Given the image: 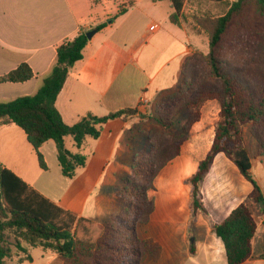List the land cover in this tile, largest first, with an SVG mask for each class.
<instances>
[{
  "label": "crops",
  "instance_id": "obj_1",
  "mask_svg": "<svg viewBox=\"0 0 264 264\" xmlns=\"http://www.w3.org/2000/svg\"><path fill=\"white\" fill-rule=\"evenodd\" d=\"M123 1L0 0V76L22 63L34 73L25 82L0 83V102L34 95L56 64L59 45L115 16L121 5L127 6ZM84 2L97 15L81 14ZM173 12L169 0H134L126 13L90 39L83 59L70 69L56 101L66 124L74 125L88 115L137 111L101 125L100 137L88 136L80 148L72 136L65 137L70 152L86 156L85 165L72 178L63 176L53 140L39 149L47 164L44 170L26 133L14 123L0 122V162L50 201L80 217L106 222L125 213L117 188L127 184L134 158L142 151L151 153V131L165 132L155 119L161 98L179 89L186 59L202 50L200 34L186 20L173 23ZM219 112L216 100L202 105L201 118L191 127L179 155L154 178L153 189L147 192L154 210L147 224L136 226L145 244L139 264H229L225 244L212 223H222L241 204H247L257 225L252 255L242 264H264L262 206L250 197L252 183L225 153L216 155L200 185L207 214L189 209L192 186L187 180L212 147ZM245 142L251 174L264 190V155L258 156L256 141ZM30 256L32 261L23 260L24 264L34 263ZM53 259L47 253V264Z\"/></svg>",
  "mask_w": 264,
  "mask_h": 264
},
{
  "label": "trees",
  "instance_id": "obj_2",
  "mask_svg": "<svg viewBox=\"0 0 264 264\" xmlns=\"http://www.w3.org/2000/svg\"><path fill=\"white\" fill-rule=\"evenodd\" d=\"M169 1L174 9L170 19L180 25L186 0ZM249 2L264 15V0L233 2L228 11L214 21L209 53L205 56L202 53L189 56L183 65V81L179 89L161 99L158 123L165 132L151 131V153L142 151L134 158L127 184L117 188V196L125 205L132 201V211L127 208L125 214L113 215L106 222L80 217L50 201L0 162V264H8L7 259L12 257V246L5 240L6 231L20 234L22 240L16 242L15 247L26 255L24 260L28 261H32V257L22 241L31 247L56 253L64 264H139L145 244L138 238L136 226L147 224L154 210L153 201L148 199L147 192L153 189V180L159 171L179 155L191 127L201 118L202 104L213 99L221 104L220 119L216 124L210 151L200 162L197 172L187 180L192 186L189 209L193 214L198 211L207 214L200 196V185L216 155L223 152L252 183L250 197L262 206L264 214V190L251 174V157L242 135L243 126L252 124L258 155H264V127H261L264 122V92H256L248 82L225 71L219 57L222 40L235 24V18L245 13ZM133 4L134 0L127 6H120L115 16L91 30L99 32L126 13ZM89 31H82L59 45L56 64L34 95L0 102V122L14 123L23 129L44 170L47 164L39 149L49 140L55 142L62 174L68 178H72L77 169L85 165L86 156L70 152L65 145L66 136H72L75 145L80 148L88 136L100 137L101 125L109 120L137 113L134 109H123L104 117L88 115L74 125L64 122L56 101L70 69L84 57V50L90 41L87 37ZM196 56L206 61L210 76L220 82V89L206 88L194 80L197 75L190 71L189 62ZM33 77L31 67L22 63L15 70L0 76V83L25 82ZM182 108L188 110L185 126L181 134H171L172 125L167 121L169 118L174 120ZM194 221L195 218H192L191 223ZM212 226L225 244L229 264H242L251 257V242L257 225L247 204H241L222 223H212Z\"/></svg>",
  "mask_w": 264,
  "mask_h": 264
},
{
  "label": "rangeland",
  "instance_id": "obj_3",
  "mask_svg": "<svg viewBox=\"0 0 264 264\" xmlns=\"http://www.w3.org/2000/svg\"><path fill=\"white\" fill-rule=\"evenodd\" d=\"M131 1L132 0H126L125 2L124 0L123 4L127 5ZM236 1L238 0H224L223 2H215L213 0H186L182 10L181 20H186L188 26L198 32L201 36L202 50L200 49L201 51L195 52L196 54L202 53L205 56L209 53L210 33L213 29L214 21L223 16L228 11L231 4ZM81 7L82 8H80L79 11L82 15L87 12L89 14L97 15V10L91 12V9L89 8L90 6L85 2ZM235 20V24L229 28L220 45L219 57L222 62V68L225 71L236 75L240 80L248 82L256 92H264V15L256 11L255 6L250 3L246 8L245 13L240 17H236ZM189 69L197 75V77H194L197 84H202L206 88L220 89V82L210 76L208 66L203 57H194L189 62ZM213 100H216L219 103V110L221 112L220 102L217 99ZM187 112V108H182L178 112L177 118L174 120L172 118L168 119L167 123L172 125L169 132L182 131L188 118ZM155 115V119L158 121L159 112H156ZM252 127V124H246L243 126L242 135L245 146V141H248L249 138L250 140L256 141L252 135ZM261 127H264V122ZM14 137L16 140L18 139L17 135ZM23 155L26 157L27 152L25 151ZM51 172L53 174V171ZM125 206L126 210L127 208H130L131 211L134 207L132 201H128ZM5 238V240L12 246V257L7 259V263L24 264L23 260L26 258V255L19 252L15 247L16 242L22 240L20 234L15 231H6ZM22 243L28 248H31V251L28 252V254L30 253V255L33 256V264H47V253L51 254V256H55V259L49 262V264H64V261H62L56 253L45 251L42 248L31 247L24 241H22Z\"/></svg>",
  "mask_w": 264,
  "mask_h": 264
},
{
  "label": "water",
  "instance_id": "obj_4",
  "mask_svg": "<svg viewBox=\"0 0 264 264\" xmlns=\"http://www.w3.org/2000/svg\"><path fill=\"white\" fill-rule=\"evenodd\" d=\"M97 33V30H91V31H89V32H87V37L89 38V39H92V37L95 35Z\"/></svg>",
  "mask_w": 264,
  "mask_h": 264
}]
</instances>
